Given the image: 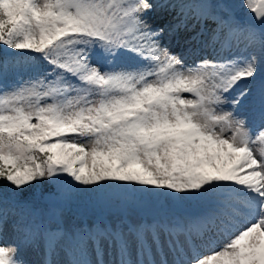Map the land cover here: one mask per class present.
I'll return each mask as SVG.
<instances>
[{
	"label": "snow or ice",
	"instance_id": "1",
	"mask_svg": "<svg viewBox=\"0 0 264 264\" xmlns=\"http://www.w3.org/2000/svg\"><path fill=\"white\" fill-rule=\"evenodd\" d=\"M9 233L0 264H264V0H0Z\"/></svg>",
	"mask_w": 264,
	"mask_h": 264
},
{
	"label": "rangeland",
	"instance_id": "2",
	"mask_svg": "<svg viewBox=\"0 0 264 264\" xmlns=\"http://www.w3.org/2000/svg\"><path fill=\"white\" fill-rule=\"evenodd\" d=\"M158 22H161V21H158ZM180 50H182V49L179 48L177 50V52H179ZM173 51H175V49H173ZM189 63H191V62H189ZM86 202H87V205L85 204L82 206L84 208V211H86L88 214H91V215H89V217H94L95 215H99L101 213L108 214L109 212L115 211L114 208H110L109 206H107L104 203H97V202H94L92 200H87V199H86ZM82 213H84V212H82ZM0 243H3V244L13 243L12 234L9 233L3 241H0ZM29 258L33 259V260L38 259V257H36L34 255H30Z\"/></svg>",
	"mask_w": 264,
	"mask_h": 264
},
{
	"label": "bare ground",
	"instance_id": "3",
	"mask_svg": "<svg viewBox=\"0 0 264 264\" xmlns=\"http://www.w3.org/2000/svg\"><path fill=\"white\" fill-rule=\"evenodd\" d=\"M187 46L184 45V44H180V45H177L175 42L172 43V49H175V52H177V50L180 48V49H185ZM181 51V50H180ZM193 59V57H189L188 58V62H191Z\"/></svg>",
	"mask_w": 264,
	"mask_h": 264
},
{
	"label": "trees",
	"instance_id": "4",
	"mask_svg": "<svg viewBox=\"0 0 264 264\" xmlns=\"http://www.w3.org/2000/svg\"><path fill=\"white\" fill-rule=\"evenodd\" d=\"M87 205V202H86V200H84L82 203H81V208L84 210V208H83V206L82 205ZM86 212V211H85ZM87 213V212H86Z\"/></svg>",
	"mask_w": 264,
	"mask_h": 264
}]
</instances>
